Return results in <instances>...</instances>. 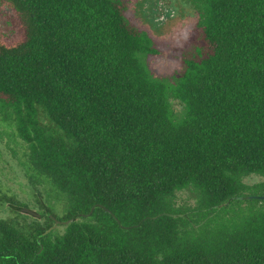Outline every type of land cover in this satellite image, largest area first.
Returning a JSON list of instances; mask_svg holds the SVG:
<instances>
[{
	"label": "trees",
	"instance_id": "trees-1",
	"mask_svg": "<svg viewBox=\"0 0 264 264\" xmlns=\"http://www.w3.org/2000/svg\"><path fill=\"white\" fill-rule=\"evenodd\" d=\"M183 4L162 78L127 0H0V264H264V0Z\"/></svg>",
	"mask_w": 264,
	"mask_h": 264
},
{
	"label": "rangeland",
	"instance_id": "rangeland-1",
	"mask_svg": "<svg viewBox=\"0 0 264 264\" xmlns=\"http://www.w3.org/2000/svg\"><path fill=\"white\" fill-rule=\"evenodd\" d=\"M129 18L136 24L150 31L159 46L161 54L148 58L152 71L162 77L171 78L181 70V57L189 48V39L195 29V19L191 16L186 19L187 8L184 0H127ZM152 23V24H151ZM0 27L5 28L3 21ZM174 107L180 112L181 107L176 102ZM12 174V173H11ZM13 175V174H12ZM10 175L7 165L0 164V182L16 191L19 187L14 176ZM12 176L10 179L9 177ZM261 179L251 177L247 182L256 183ZM188 195L179 196V201H186ZM12 215L11 213H9ZM0 211V218L2 217Z\"/></svg>",
	"mask_w": 264,
	"mask_h": 264
},
{
	"label": "water",
	"instance_id": "water-1",
	"mask_svg": "<svg viewBox=\"0 0 264 264\" xmlns=\"http://www.w3.org/2000/svg\"><path fill=\"white\" fill-rule=\"evenodd\" d=\"M237 199H257V200H264V195H260V196H246V197H239ZM104 208V207H103ZM17 210H20L26 214H29L31 216H34L36 218H41L42 216L37 213L35 210H32L30 208H19L17 207ZM95 210V207L92 208V210L90 211V213L88 215H83L84 217H88L90 216ZM106 210V208H105ZM53 220H54V226L52 228H57L58 226H61V225H70L72 224L73 222H75L76 220V216L71 218L70 220H66V221H61V220H58L56 218L53 217Z\"/></svg>",
	"mask_w": 264,
	"mask_h": 264
}]
</instances>
